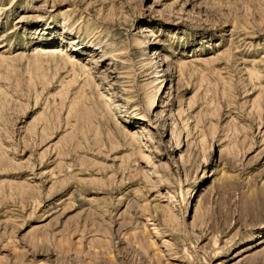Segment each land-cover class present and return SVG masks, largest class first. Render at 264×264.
Returning <instances> with one entry per match:
<instances>
[{
	"label": "rangeland",
	"instance_id": "rangeland-1",
	"mask_svg": "<svg viewBox=\"0 0 264 264\" xmlns=\"http://www.w3.org/2000/svg\"><path fill=\"white\" fill-rule=\"evenodd\" d=\"M0 264H264V0H0Z\"/></svg>",
	"mask_w": 264,
	"mask_h": 264
}]
</instances>
